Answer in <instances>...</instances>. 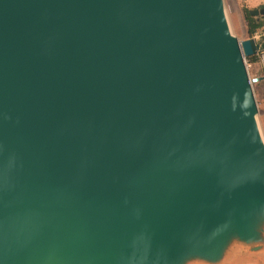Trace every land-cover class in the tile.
I'll return each mask as SVG.
<instances>
[{"label":"water","instance_id":"95a60500","mask_svg":"<svg viewBox=\"0 0 264 264\" xmlns=\"http://www.w3.org/2000/svg\"><path fill=\"white\" fill-rule=\"evenodd\" d=\"M261 52L223 0H0V264H264Z\"/></svg>","mask_w":264,"mask_h":264},{"label":"rangeland","instance_id":"374dc122","mask_svg":"<svg viewBox=\"0 0 264 264\" xmlns=\"http://www.w3.org/2000/svg\"><path fill=\"white\" fill-rule=\"evenodd\" d=\"M261 6H264V0H223V7L230 30L239 40H244L249 37L247 33L245 9L250 10ZM254 16L261 17L260 15ZM263 33L264 28H260L253 36H258ZM244 61L250 80L257 79L256 81H252L251 85L257 105L256 119L264 140V52L256 54L254 60L248 61L245 58ZM256 260L258 259L235 257V259H229L226 264H258Z\"/></svg>","mask_w":264,"mask_h":264},{"label":"trees","instance_id":"16d2710c","mask_svg":"<svg viewBox=\"0 0 264 264\" xmlns=\"http://www.w3.org/2000/svg\"><path fill=\"white\" fill-rule=\"evenodd\" d=\"M245 18L247 23V33L249 37L253 36L258 29L264 28V18L251 15L248 9H245ZM248 61L254 60L255 55L246 57Z\"/></svg>","mask_w":264,"mask_h":264},{"label":"crops","instance_id":"0c3cea01","mask_svg":"<svg viewBox=\"0 0 264 264\" xmlns=\"http://www.w3.org/2000/svg\"><path fill=\"white\" fill-rule=\"evenodd\" d=\"M259 36V35H258Z\"/></svg>","mask_w":264,"mask_h":264}]
</instances>
